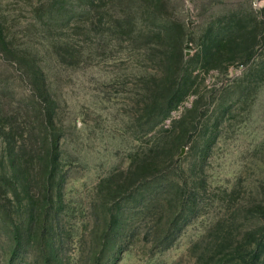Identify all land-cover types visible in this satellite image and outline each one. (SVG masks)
Masks as SVG:
<instances>
[{"label": "rangeland", "instance_id": "374dc122", "mask_svg": "<svg viewBox=\"0 0 264 264\" xmlns=\"http://www.w3.org/2000/svg\"><path fill=\"white\" fill-rule=\"evenodd\" d=\"M1 31L0 264H264V1L0 0Z\"/></svg>", "mask_w": 264, "mask_h": 264}, {"label": "trees", "instance_id": "16d2710c", "mask_svg": "<svg viewBox=\"0 0 264 264\" xmlns=\"http://www.w3.org/2000/svg\"><path fill=\"white\" fill-rule=\"evenodd\" d=\"M0 43L7 45L6 37L3 35V32H0ZM26 64L29 66V69L31 71V79H30V88L32 91V96L34 95V100L36 101V104H38V109L35 107L33 111L36 112V115L40 116L41 124L45 127H47L46 123L53 125V117L50 113L49 107H43V103L46 102V100L50 99L49 92H48V86H47V80L44 73V70L42 67H40L38 64L32 61H27ZM1 127V126H0ZM3 128V127H2ZM49 132L46 131L42 136V145H47L49 142L48 138ZM54 146L55 150H58L59 148V141L56 139H53L51 142ZM46 147V146H45ZM54 160L51 163L53 166L54 161L56 160L57 155H53ZM10 162L14 163V158L9 159Z\"/></svg>", "mask_w": 264, "mask_h": 264}, {"label": "water", "instance_id": "95a60500", "mask_svg": "<svg viewBox=\"0 0 264 264\" xmlns=\"http://www.w3.org/2000/svg\"><path fill=\"white\" fill-rule=\"evenodd\" d=\"M259 3H261L262 1H264V0H257Z\"/></svg>", "mask_w": 264, "mask_h": 264}]
</instances>
